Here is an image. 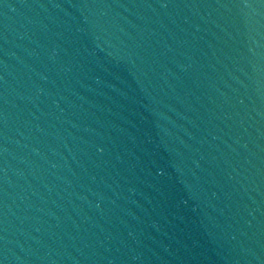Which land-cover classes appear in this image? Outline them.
<instances>
[{"label": "water", "instance_id": "95a60500", "mask_svg": "<svg viewBox=\"0 0 264 264\" xmlns=\"http://www.w3.org/2000/svg\"><path fill=\"white\" fill-rule=\"evenodd\" d=\"M0 264H264V0H0Z\"/></svg>", "mask_w": 264, "mask_h": 264}]
</instances>
